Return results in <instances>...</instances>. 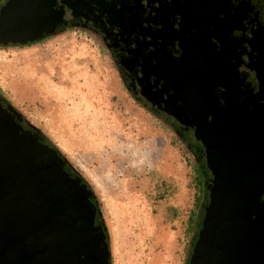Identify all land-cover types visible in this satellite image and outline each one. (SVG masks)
<instances>
[{"label":"water","instance_id":"95a60500","mask_svg":"<svg viewBox=\"0 0 264 264\" xmlns=\"http://www.w3.org/2000/svg\"><path fill=\"white\" fill-rule=\"evenodd\" d=\"M102 2L4 0L0 46L38 39L72 18L94 22L91 11ZM115 30L110 27L118 39ZM192 53L160 54L135 78L137 96L177 124L196 149L207 180L186 264H264V97L258 119L223 108L217 84L203 81L204 74H217L221 57L211 54L209 62ZM120 64L131 68L127 60ZM250 82L249 92L234 90L240 100L264 92V82ZM90 196L85 183L63 168L55 148L25 129L20 114L0 97V264H109Z\"/></svg>","mask_w":264,"mask_h":264},{"label":"rangeland","instance_id":"374dc122","mask_svg":"<svg viewBox=\"0 0 264 264\" xmlns=\"http://www.w3.org/2000/svg\"><path fill=\"white\" fill-rule=\"evenodd\" d=\"M39 41L32 42L37 60L34 71L33 62L27 63L29 71L63 105L50 117L48 125L56 131L50 140L62 153L69 149L66 158L100 197L111 264L187 261L186 220L195 188L186 142L134 106L103 42L76 30ZM19 47L0 48V77L13 78L19 65L13 57L26 52Z\"/></svg>","mask_w":264,"mask_h":264},{"label":"flooded vegetation","instance_id":"af4514ba","mask_svg":"<svg viewBox=\"0 0 264 264\" xmlns=\"http://www.w3.org/2000/svg\"><path fill=\"white\" fill-rule=\"evenodd\" d=\"M102 1L99 7L91 11V18L98 15L94 17L96 21L90 22L87 19L88 22L79 17L69 20L91 24L101 32L114 54L116 67L127 81L129 91L140 104L155 112L145 99L137 96L135 78L140 71L150 68L160 54L178 58L193 52L192 55L206 57L209 62L212 54L213 59L221 57L222 63H218L220 70L217 74H204L203 81L210 80V85L217 84L223 108H231L240 113L236 115L247 112L254 113L256 119L261 117L257 108L261 109L264 92H257L241 100L235 94L247 93L253 88L250 78L264 82V71H261V63L264 64V3L260 5L259 0ZM109 26L116 29L120 38L113 36ZM101 47L106 52L105 46ZM224 59L225 63L229 61V66L235 72L226 69ZM123 60L131 63L130 69L122 67L120 62ZM221 70L224 74H221ZM132 101L135 100L132 98ZM214 101L212 99L216 104ZM207 102L209 106L211 100ZM158 114L177 126L181 133L177 124L164 118L161 113ZM238 119L247 123L246 117L240 116ZM181 135L185 141V136Z\"/></svg>","mask_w":264,"mask_h":264},{"label":"trees","instance_id":"16d2710c","mask_svg":"<svg viewBox=\"0 0 264 264\" xmlns=\"http://www.w3.org/2000/svg\"><path fill=\"white\" fill-rule=\"evenodd\" d=\"M3 1L4 0L0 1V5L2 4ZM259 1H260V5L264 3V0H259ZM69 30L81 31V32L86 33L89 36L93 37L99 43L102 44V42H103L105 47H106V52L110 57L111 64L115 65L116 60H115L114 54H113L112 50L110 49L109 45L107 44V42L105 41L104 37L102 36L101 32L97 28L93 27L91 24L82 23L79 20H69L65 23L59 24L52 33L43 35V36L39 37L38 39L32 40L30 42L20 43V44H17V43L5 44V45H1L0 48H11V45L12 46H15V45L20 46L19 48L30 47V46L36 45V44H32V42H34L36 40H40L39 43H41V42L47 41L48 39H50L51 37H53L54 35H56L58 33H63V32L69 31ZM19 48H17V49H19ZM117 73L119 75H121L123 81L125 82V85H123V88L125 89V92H127L130 95L128 97L131 100H132V98L135 100V101H133V103L136 106L143 109L144 111L151 113V115H153L155 118H158V120L162 121L161 123L163 125L165 124V126L168 127V129L173 134L175 133L178 136V138L180 137L181 140L183 142H185L184 138L182 137L181 133L179 132L177 126H175V125L171 124L170 122L164 120L158 113L151 111L150 109L146 108L143 104L139 103V101L129 91V89L127 87V83H126L127 81H126L125 77L122 76L123 74L118 67H117ZM0 97L5 99L6 102L9 103L20 114L21 125L25 129H27L30 132L36 134L37 136L43 138L47 143L52 145L55 148V150L57 151L58 155L63 160V168L71 176L79 177V179L83 183H85V185L90 190V192H91L90 200L93 203V205L95 206L94 222L100 224L102 229H103V232L105 234V240L107 242L108 249H109L108 261H109V264H111L109 229H108V226H107L106 221L104 219L105 210H104V207L100 201L99 195L90 186L85 175L77 167L72 165V163L66 158V156L62 152H60V150L54 145V143L38 128V126L34 125L32 122H30L28 119H26L19 112V110L16 107H14V105L11 104V102L5 97V94L1 88H0ZM185 146L189 149V154L192 158V161H191V168H192V172H193L192 179H193V185L195 188V192H194L193 200H192V206L190 207V209L188 211L187 220H186L187 224L190 228L189 229L190 230V237H189L188 243L186 245V250H185V252L187 253L189 251V247L192 243V240H193V237L195 234V230H196L198 222H199V216H200L201 210L206 203V199H207L206 183H207V180H206L204 171L202 169L201 162L199 161L198 152L196 151V149H194L193 147L189 146L186 143H185ZM182 264H186V258H184V261Z\"/></svg>","mask_w":264,"mask_h":264},{"label":"crops","instance_id":"0c3cea01","mask_svg":"<svg viewBox=\"0 0 264 264\" xmlns=\"http://www.w3.org/2000/svg\"><path fill=\"white\" fill-rule=\"evenodd\" d=\"M35 47L36 45L19 48V50H26V52L19 54L18 58H16L17 56L13 57L17 61L16 63H19L18 70L14 69L15 75L13 74V78H11L8 73L4 74V78L0 77V88L6 93V96L13 101L17 109L23 113V115L25 114L30 122L41 127L50 139V136L56 137V131L53 127L50 128L48 125L50 117L56 114L57 110L60 109L59 105L61 107L63 105L59 103L61 102L59 97L55 96L51 89L49 93H46L43 88L45 83H42L35 73L29 71L30 67H28L27 63L29 61L33 62H31V68L34 71L33 65L37 60V58H32L33 53H31ZM20 62H23L24 65L20 66ZM134 106L144 112L143 109L135 104ZM75 124L74 120H72L70 125L74 127ZM71 129L77 133L75 128ZM66 150L69 151V149ZM62 151L65 153L66 157H70V152L64 151V149Z\"/></svg>","mask_w":264,"mask_h":264}]
</instances>
